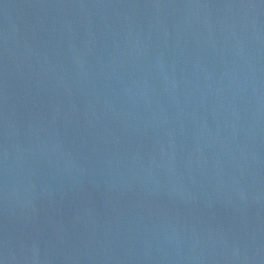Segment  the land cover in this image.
<instances>
[{"label":"water","instance_id":"obj_1","mask_svg":"<svg viewBox=\"0 0 264 264\" xmlns=\"http://www.w3.org/2000/svg\"><path fill=\"white\" fill-rule=\"evenodd\" d=\"M0 264H264V0H0Z\"/></svg>","mask_w":264,"mask_h":264}]
</instances>
